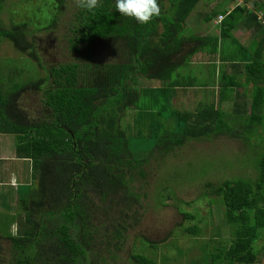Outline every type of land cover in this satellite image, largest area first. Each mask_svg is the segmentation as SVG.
Wrapping results in <instances>:
<instances>
[{
	"label": "trees",
	"instance_id": "trees-1",
	"mask_svg": "<svg viewBox=\"0 0 264 264\" xmlns=\"http://www.w3.org/2000/svg\"><path fill=\"white\" fill-rule=\"evenodd\" d=\"M199 1L157 0L160 15L142 24L120 14L116 0H98L91 11L77 0L62 33L56 29L64 0L54 2L53 15L42 27L0 22V40L7 39L45 70L40 76L29 69L26 79L9 86L0 80V134L14 136L17 157L32 161L31 180L38 181L34 189L19 186V213L0 225V264H121L123 259L156 264L146 254L156 244L138 234L127 249L129 232L144 209L150 161L189 141L220 137L240 141L248 156L249 148L256 173L206 183L210 203L224 207L230 236L223 243L206 242L199 259L188 264H264L259 258L264 251V0H255L253 9L247 7L250 0L229 11L223 4L209 14L208 20L223 16L217 36L184 34ZM241 23L253 25L260 35L248 55L240 56L241 48L247 49L238 44L240 52L232 56L231 65L244 62V71L237 73L242 79L221 69L220 101L207 98L183 109L188 105L178 102L179 90L185 89L181 67L200 50L216 53L219 41L231 38ZM41 30L62 48V61L49 58L42 65L32 39ZM187 42L193 46L183 54ZM143 79L151 82L143 85ZM214 80L212 75L209 83ZM250 84V114L240 102L226 111L221 101L234 92L240 98ZM26 93L38 94L37 102ZM25 98L45 106L48 114L31 117ZM128 110L140 129L129 125ZM182 231L201 233L197 224ZM137 241L148 246L137 250Z\"/></svg>",
	"mask_w": 264,
	"mask_h": 264
},
{
	"label": "rangeland",
	"instance_id": "rangeland-1",
	"mask_svg": "<svg viewBox=\"0 0 264 264\" xmlns=\"http://www.w3.org/2000/svg\"><path fill=\"white\" fill-rule=\"evenodd\" d=\"M201 1L187 17L184 34H190L198 30L199 25H195L196 27L190 25L193 21L201 22L200 25L205 21V19L200 18V15L202 12L209 11L206 10L205 4H200ZM54 2L57 3V0H5L3 8L0 10V22L3 25L10 22H28L30 23V29L42 27L48 22V18L53 15ZM76 3L77 0H64L63 13L59 16L60 20L56 29L58 32L62 33L63 23L69 19ZM1 24L0 27H3ZM32 39L40 56V62L43 66H46L50 58L48 54L55 55L48 52V50L54 49L55 44L50 33L41 30L35 32ZM218 55L220 56V54ZM27 58L29 59L27 54L17 51L10 41L1 39L0 80L8 86L15 82H21L27 78V75L31 74L29 69L33 72L34 68L37 74L43 76L45 70L37 66V62ZM147 81L151 82L148 79H143L142 84L146 85ZM243 92L248 98L245 103H251L250 99L252 98L249 89L245 88ZM26 94L30 96V94ZM38 97V94L35 95V99H38ZM250 103L245 104L248 114H250ZM222 106L226 111H230V103H223ZM187 107L192 109L193 103L182 108ZM128 112L127 121L129 125L133 130H135L134 126L140 129L141 127L138 126L141 123L134 124V112L132 110H128ZM263 131L264 129L261 134H263ZM13 138V135H8L6 139H12L13 142ZM243 146L244 144L241 145L240 141L227 137L203 141L192 140L176 148L162 159H152L149 163L151 177L147 185L142 188V191L146 194L141 202L144 209L140 210L142 214L139 217V223L129 232L131 236L127 239V249L132 247L133 238L138 234L139 237L156 244V248L152 249L147 247V242L137 241L135 243V246L138 244L137 250L142 246L147 247L146 254L153 257L156 264H188L191 259H199L202 255L200 246L206 244V242L212 245L216 242L223 243V241H227L230 236V229L225 222L224 207L210 203L212 195L207 194L210 188L206 186V183L215 184L225 179L230 180L238 177L254 178L256 173L252 163L254 154L251 153L252 151L249 148L247 152L250 156L242 152ZM2 149L5 151L3 153H6L8 148L5 146ZM13 161V159L3 161L4 166L1 171L5 172V175H8V172L11 171ZM29 163L30 168L26 162L27 169H21L19 172L23 174H21L22 177L24 176L34 189L38 181L36 179L28 180L34 174L32 161L29 160ZM6 177L8 176L4 178ZM11 184L13 186L16 184L15 178L12 179ZM9 203H11L10 200ZM184 213L194 215L195 219L185 218ZM194 224L200 227L201 233L198 236L182 231L184 226ZM16 226L11 228L14 229ZM178 249L182 250L183 253L180 254L181 251ZM259 258L260 261L264 262V251H259ZM121 264L130 263L127 259H123Z\"/></svg>",
	"mask_w": 264,
	"mask_h": 264
},
{
	"label": "crops",
	"instance_id": "crops-1",
	"mask_svg": "<svg viewBox=\"0 0 264 264\" xmlns=\"http://www.w3.org/2000/svg\"><path fill=\"white\" fill-rule=\"evenodd\" d=\"M227 1L228 0H202L200 4H205L206 10H208L209 12L201 13L200 18L205 19L202 25H200L201 22L196 21L190 23V25H194V27H196L195 25H199L198 30L196 32H193V34L201 36H217L219 34V22L217 20L218 15L216 17L211 18L210 20L207 19V16L212 12L216 11V9H220L223 4L224 8L227 11L231 10L235 3ZM254 1L255 0H250L247 3V7L249 9H253V6L255 4L252 3ZM243 19H246V17ZM186 25L187 24H185V26ZM231 35V38H225L219 41V48L216 53L208 54L205 53L203 50H200L198 54H196L195 58H192L187 64L185 63L183 67H181L179 71L180 73L178 74L181 78H183V88L185 89L179 90V95L181 97L178 102H181L184 105H190L192 103L196 104L201 101H205L207 98L208 100L213 99L214 101L219 102L220 100L218 99H220L221 96H219L217 92V80L221 69H224L226 73L230 74L231 76L236 74L237 77L242 78V76H239V74L237 73L239 70H241L242 72L244 71V62L241 64L240 67L238 65H231L232 56L234 55V53L240 52L238 44H240L241 47H243L244 49H247L246 52H244L241 48L240 56L242 54L248 55V51L253 48L252 43L254 39H259L260 35L253 28V25L247 27L243 23H241L240 26L232 30ZM191 45L193 46V43L191 42H187L184 44L185 49L183 50V54L184 51H186L185 53L189 51V49L192 47ZM218 54H220V56ZM212 75L215 79V82L209 83V79H211ZM250 86L251 84L242 88V95L240 98V95L234 92L230 94L228 98L223 99L221 101L222 104L230 103L232 105L235 102H240L242 104L250 103H245L248 98L243 92L245 88L250 90ZM213 88L214 90L212 91ZM235 98L237 99L233 100ZM7 136L8 134H0V225L3 223L7 224V222L10 220V217L18 215V203L20 201V194L18 193L19 186L30 184L26 181V178L24 176L22 177L23 174L21 173V175L19 172L21 169H27V166L25 164L26 162L27 164H29L28 166L30 168L29 160L17 157L15 153L14 140L12 142V139H6ZM5 146L8 149L6 150V153H3L5 151L2 148H5ZM12 159L14 160V163L11 168V171L8 172V175H5V172L1 171L4 166L3 161H10ZM5 176L8 177L4 178ZM14 178L16 179V184L13 186L11 182ZM28 180H31V177ZM9 200L11 203H9ZM4 206L6 208H3Z\"/></svg>",
	"mask_w": 264,
	"mask_h": 264
},
{
	"label": "clouds",
	"instance_id": "clouds-1",
	"mask_svg": "<svg viewBox=\"0 0 264 264\" xmlns=\"http://www.w3.org/2000/svg\"><path fill=\"white\" fill-rule=\"evenodd\" d=\"M98 0H81V7L88 11L97 6ZM235 3V2H234ZM116 10L142 24L149 23L161 13L157 0H116Z\"/></svg>",
	"mask_w": 264,
	"mask_h": 264
},
{
	"label": "flooded vegetation",
	"instance_id": "flooded-vegetation-1",
	"mask_svg": "<svg viewBox=\"0 0 264 264\" xmlns=\"http://www.w3.org/2000/svg\"><path fill=\"white\" fill-rule=\"evenodd\" d=\"M49 53H54L55 55H50V58L56 60V61H62V59L59 58V56L61 55L62 52V48L58 45H56V43L54 44V49L50 51L48 50ZM122 55L124 54H120V52L118 51V58L121 59ZM27 98H32L31 100H33L35 103L37 102V100L35 99V95L31 94L30 96H27ZM27 98H25V103H26V107L29 110L28 113L31 117L37 118V117H43L45 114H48V110H46L45 106L39 104L37 105H33V102H28ZM36 100V101H35Z\"/></svg>",
	"mask_w": 264,
	"mask_h": 264
},
{
	"label": "built area",
	"instance_id": "built-area-1",
	"mask_svg": "<svg viewBox=\"0 0 264 264\" xmlns=\"http://www.w3.org/2000/svg\"><path fill=\"white\" fill-rule=\"evenodd\" d=\"M234 2H235V4L236 5H239V4H241L242 2H243V0H234ZM223 18V16L221 15V14H219L218 15V22H220V20ZM262 19V23L264 24V19L263 18H261Z\"/></svg>",
	"mask_w": 264,
	"mask_h": 264
}]
</instances>
